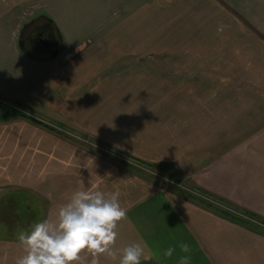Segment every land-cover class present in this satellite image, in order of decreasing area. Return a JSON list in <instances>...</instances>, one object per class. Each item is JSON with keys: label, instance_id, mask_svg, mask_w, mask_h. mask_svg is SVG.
I'll use <instances>...</instances> for the list:
<instances>
[{"label": "crops", "instance_id": "obj_1", "mask_svg": "<svg viewBox=\"0 0 264 264\" xmlns=\"http://www.w3.org/2000/svg\"><path fill=\"white\" fill-rule=\"evenodd\" d=\"M90 1L0 0V78L7 73L0 90L22 91L46 117L20 107L25 114L63 127L7 115L2 103L16 104L0 93V195L29 192L55 227L74 192L119 191L127 216L112 255L84 251L73 264H120L134 243L144 250L141 264H178L186 255L180 242L191 248L190 264H264L263 231L131 166L169 165L185 186L264 220V0H97L99 18L80 12ZM30 8L38 11L25 17ZM61 14L70 24L108 25L66 40ZM36 17L54 25L62 44L54 59L20 47L21 31ZM220 23L228 27L218 34ZM19 58L28 65L26 80L8 87L19 78ZM3 59L14 64L7 71ZM168 247L176 248L171 259L162 255ZM24 255L19 239L0 238V264Z\"/></svg>", "mask_w": 264, "mask_h": 264}, {"label": "clouds", "instance_id": "obj_2", "mask_svg": "<svg viewBox=\"0 0 264 264\" xmlns=\"http://www.w3.org/2000/svg\"><path fill=\"white\" fill-rule=\"evenodd\" d=\"M228 26L220 23L217 32ZM119 191L108 194L101 191H77L58 211V224L51 227L47 220L37 222L28 232L18 233L26 255L17 264H73L81 260V253L87 251L93 257L108 253L117 239L118 223L126 219V210L119 202ZM182 253L178 264H190L191 248L180 242ZM175 247L163 250V257L171 259ZM143 248L131 244L122 250L120 264H141ZM159 258V253H157ZM95 264V262H94Z\"/></svg>", "mask_w": 264, "mask_h": 264}, {"label": "rangeland", "instance_id": "obj_3", "mask_svg": "<svg viewBox=\"0 0 264 264\" xmlns=\"http://www.w3.org/2000/svg\"><path fill=\"white\" fill-rule=\"evenodd\" d=\"M84 1L85 0H83V2ZM90 4L94 5V6L91 8H88V9L80 10V12H84V16H91L93 18H99L100 16H102L101 12H104V11L96 8V6H95V5L99 4L98 1L97 0H91ZM46 10L48 13L53 14V15H57L56 12L60 11L59 8H57V7L53 8L51 6H50V8H47ZM26 11L27 12L24 15H25V17H28L32 12H36L38 10H36V8H32V9L30 8ZM107 15L111 16V12H110V14L108 13ZM164 16H169L168 11H167L166 15L164 13ZM59 23L61 25V28H62L64 34H65L66 40H68L71 36H74V35H83L84 38L86 37V39L90 38V36L93 37L94 35L101 33L102 30H104L106 28V26L108 25V22L106 24H94V23L74 24L73 22H72L73 24H70L69 22L64 20L63 15L61 16V21H59ZM170 29H171L170 26H164V31H172ZM85 43H86V45H90L88 40H86ZM67 44H69V41H68V43L66 42V46H67ZM72 57L73 56L70 53H68V54H65L63 59L65 61H69L70 59H72ZM13 61H15V60H13ZM9 65H14V64L12 62H10L7 65L6 60L5 59L2 60V67H3L2 70L3 71H5V69H6V71L9 70L7 68ZM25 67H28V65H26V63L21 58H19V60L17 61L19 78L16 77L17 76V73H16L15 76H13V79H11V82H9V84L7 83L8 87H10L11 83H16V82L18 84L17 86L19 87L22 85L23 82H25L26 79L23 77L26 76V74L28 73V72H26ZM29 69H31V68H29ZM0 79L6 80L7 79V73L6 74L4 73L3 78H0ZM0 91H1L0 93H2L4 95L3 96L4 98H6L7 100H10V101L14 102V104H16V105L8 106V105H6L8 103H5V105H4V103H2L4 108L8 107V108L13 109V108H17V107L18 108L24 107L26 110H29L32 112L35 111L34 109H36L38 111V113H40L38 115H43L40 117H46L45 114H43L44 112H43L42 108H40L37 104H35L32 100H30V97H27V95H24L22 91H19L17 89L11 90V89H8L5 87L3 90H0ZM28 103H30V104L28 105ZM4 113H6L5 109H4ZM35 113H37V112H35ZM48 121L54 122L53 120H48ZM54 127L58 128V129L60 128L59 126H54ZM68 133H69V131H68ZM72 135L77 136L74 133ZM116 155L118 156V154H116ZM122 159L123 158H121V161H122ZM124 160L127 161L126 159H123V161ZM153 165H154L153 167H148L145 164H142V162L131 160V166L133 168H135V170H138L142 174H146L149 177L151 176L152 179L157 178V181L160 184H162V186L164 188L173 189L175 187L176 189H180V190L182 189V190H184V191H186L192 195L200 196L201 198L203 197L202 195H200L198 193V191L196 189H194L190 186L189 187L185 186L184 184H182V182H181L182 181V178H181L182 175L180 173H177V177L179 179V182L173 181L172 178H170V176H169V174L171 172L167 171V168L169 167V165L168 166L166 164H158V165L153 164ZM180 196H181V194H180ZM188 199H190V198H188ZM204 199H206L207 201L213 202V204H215L217 206L219 205L217 202L211 201L209 198L204 197ZM190 200H192V199H190ZM192 201L195 202L196 204L200 205V206H203L202 204H200L199 202H196L195 200H192ZM225 208L228 209L227 206H225ZM212 211H214V210H212ZM214 212H216V211H214ZM216 213H218V212H216ZM218 214H220V213H218ZM234 214L239 215V213H234ZM9 218L10 217H8L7 219H9ZM227 218L230 219L229 217H227ZM41 221H43V217L40 218L39 222H41ZM253 221L259 223L258 221L254 220V219H253ZM2 229L3 228L0 227V232L2 231ZM262 229L264 230V225H262ZM8 232H11V230L5 228L4 235H9L10 233L8 234ZM10 235H12V234H10ZM11 238H15V237H10V239H7V240H14Z\"/></svg>", "mask_w": 264, "mask_h": 264}, {"label": "trees", "instance_id": "obj_4", "mask_svg": "<svg viewBox=\"0 0 264 264\" xmlns=\"http://www.w3.org/2000/svg\"><path fill=\"white\" fill-rule=\"evenodd\" d=\"M4 108V106H3ZM7 115L9 116H21L28 118L32 120L33 122L42 125L46 128H49L53 131H59L61 132L60 128L63 129V127L59 126L60 128H56L54 126H51L42 120H39L37 118L31 117L27 114H25L20 108H4ZM145 164L148 167H153V164L149 163H142ZM167 171L171 172L169 174L170 178H172L173 181L179 182V179L177 177V172L173 170V168L168 167ZM177 191L183 195L186 196L192 200H195L196 202H199L203 206L210 208L226 217H229L232 221L242 224L243 226H246L250 229L257 230V231H263L262 225H264V220H261L254 214H241L236 215L234 213H238L231 204L228 202L213 196L211 194H208L206 192H203L202 190H197L200 196L192 195L184 190L177 189ZM28 196H31L33 198H29ZM204 197L209 198L211 201L217 202L219 205L213 204V202L207 201L204 199ZM30 203H32L30 205ZM227 206L228 209L225 208ZM8 215V216H7ZM10 217L9 219H7ZM42 217L40 204L38 202V198L34 195L30 194L29 192L25 190H17V191H8L0 195V227H2V231L0 232V238L10 239V237L14 240H18V233L21 231L28 232L31 230V227L40 221V218ZM256 220L257 222L253 221ZM6 229H10L11 232H8V234L12 235H4Z\"/></svg>", "mask_w": 264, "mask_h": 264}, {"label": "flooded vegetation", "instance_id": "obj_5", "mask_svg": "<svg viewBox=\"0 0 264 264\" xmlns=\"http://www.w3.org/2000/svg\"><path fill=\"white\" fill-rule=\"evenodd\" d=\"M51 34L50 24L46 22L44 17H36L32 19L25 29L21 31L20 34V47L25 49L29 54L36 55H45L52 45H56V41L51 40L47 45L44 44V38L48 37Z\"/></svg>", "mask_w": 264, "mask_h": 264}, {"label": "water", "instance_id": "obj_6", "mask_svg": "<svg viewBox=\"0 0 264 264\" xmlns=\"http://www.w3.org/2000/svg\"><path fill=\"white\" fill-rule=\"evenodd\" d=\"M48 23L50 24L51 34L48 37L46 36V38H44L45 40L43 42L45 45H47L48 43L51 42V40H54V42L56 41V45H52V49H50V51L45 53V55H42V56L39 55L40 57L30 54V56H32L34 58L54 59V58L58 57L62 51V44L58 40L54 25L52 24V21L50 19H49ZM23 50L25 51V49H23Z\"/></svg>", "mask_w": 264, "mask_h": 264}]
</instances>
